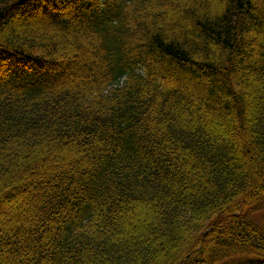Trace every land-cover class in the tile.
Instances as JSON below:
<instances>
[{
    "label": "trees",
    "instance_id": "1",
    "mask_svg": "<svg viewBox=\"0 0 264 264\" xmlns=\"http://www.w3.org/2000/svg\"><path fill=\"white\" fill-rule=\"evenodd\" d=\"M0 264H264V0H0Z\"/></svg>",
    "mask_w": 264,
    "mask_h": 264
},
{
    "label": "rangeland",
    "instance_id": "2",
    "mask_svg": "<svg viewBox=\"0 0 264 264\" xmlns=\"http://www.w3.org/2000/svg\"><path fill=\"white\" fill-rule=\"evenodd\" d=\"M35 18H24L23 15H20L16 18L15 20V23L20 26V25H23V24H28V23H33L35 22Z\"/></svg>",
    "mask_w": 264,
    "mask_h": 264
}]
</instances>
